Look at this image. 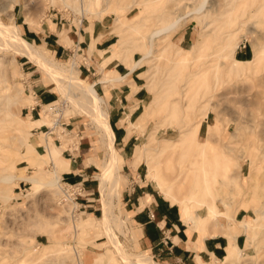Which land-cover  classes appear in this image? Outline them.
<instances>
[{"label": "rangeland", "instance_id": "1", "mask_svg": "<svg viewBox=\"0 0 264 264\" xmlns=\"http://www.w3.org/2000/svg\"><path fill=\"white\" fill-rule=\"evenodd\" d=\"M100 5L108 6L103 17L84 14L78 1L0 0V22L17 26L43 58L64 71L74 63L80 80L93 86L102 100L101 112L108 113L119 161L109 238L99 185L107 137L36 64L0 45V264H122L111 240L128 257L150 258L137 246L129 210L144 194L172 205L163 195L169 184L159 173L172 179L174 190L179 182L193 184L195 197L174 204L183 218L182 209L207 214V221L219 215L227 229L228 223L235 225L232 219L244 222L248 229L238 233V252L222 264H264V0H101ZM102 19L109 48L99 61L91 46L74 49L71 31ZM48 27L55 35L44 38L42 30ZM65 36L67 42H59ZM56 43L66 49L57 51ZM110 60L130 70L138 63L139 73L138 78L133 75L135 85L129 82L126 108L114 116L109 115L108 90L129 77L103 75L100 67ZM81 64L96 70L87 72ZM119 78L103 84V93L94 85L97 79ZM139 88L144 99L134 110L137 105L130 102ZM47 104L56 111L49 112ZM144 112L155 116L139 126ZM113 121L122 127V141ZM147 138L170 145L164 155L171 156L161 159L156 172L149 170L148 157L138 153ZM198 142L209 147L204 158L193 155L201 147ZM70 161L85 168L83 183L91 192L85 194L78 182L83 191L75 219L63 194L66 175L52 181L57 166L67 167ZM17 176L23 180L14 182Z\"/></svg>", "mask_w": 264, "mask_h": 264}, {"label": "crops", "instance_id": "2", "mask_svg": "<svg viewBox=\"0 0 264 264\" xmlns=\"http://www.w3.org/2000/svg\"><path fill=\"white\" fill-rule=\"evenodd\" d=\"M103 20L104 19L83 22L78 28H74L71 31L73 32L74 37L73 47H75L74 49L77 52L80 50L82 51L81 44H84L85 50H88L91 46L93 53L98 57L99 61L101 55H107L109 42H107V38H103V36H105V34H103ZM29 32L34 36H37V33ZM42 32L46 33H44V38H48L50 35H55L52 33V30H49V27L43 29ZM98 37H100V40H96ZM67 39L66 36L62 37V41L59 40V42L66 43ZM56 44L57 51L62 52L66 49L61 44ZM57 51H54V53ZM104 62L105 61L102 63ZM112 63L113 65H111L110 68H106ZM107 64H105L104 67L102 66L103 69L100 67V70L103 71V75L108 71L114 72L118 76H123L124 78L129 77L127 83L122 84L117 88L111 87L108 90V104H110L109 115L114 116L127 106L126 98L130 91L129 82L134 85L136 84L133 75L137 72V68L134 67L130 70V67L127 68L123 66V64L117 60H110ZM81 67L87 72L96 70L95 65L85 66L84 64H81ZM138 74L139 73H136L134 76L138 78ZM103 84L104 83H101L98 79L94 83L102 93ZM140 92H142L141 88L135 91L132 96L133 98L135 97V100L134 102L131 101L130 105H137L134 110L138 108L144 99L143 95L139 96V94L144 93ZM34 93L37 102H42L41 97L37 95L36 91ZM127 108L130 107L128 106ZM28 109V113L32 118L34 112L31 111L32 108ZM35 110L36 109H34V111ZM113 122L115 132L117 131L116 134L122 141L125 137V134L120 135V128L122 127L118 126L117 122L119 121ZM126 144L127 141L122 143V146H125ZM120 162H122V159H120ZM73 163V161H70L67 167L59 164V168H67V171H61L60 175H66L69 180L68 183L70 184L82 182L85 194L90 195L91 192L86 189L85 184L83 183V181H86L85 168H75ZM85 199L86 201L92 200L89 198ZM88 206L90 205H87V207ZM129 211L133 212L132 220L134 228L137 230V246L147 253L151 259L154 258L160 264H222L232 257L233 251L239 247L238 239L242 234L238 233L239 231H244V222L236 223L235 220L232 219L235 225H229L228 219L225 217L229 226L227 229L218 222L219 215H217V218L213 221H207V214L201 217L196 212L195 215H191L182 209L184 218H186L185 220L182 217L179 206L177 209L174 204L171 205L170 203L167 204L162 202L151 194H144L136 197L135 202ZM234 226H236L238 230L236 229V231L234 230L233 232L232 230Z\"/></svg>", "mask_w": 264, "mask_h": 264}, {"label": "bare ground", "instance_id": "3", "mask_svg": "<svg viewBox=\"0 0 264 264\" xmlns=\"http://www.w3.org/2000/svg\"><path fill=\"white\" fill-rule=\"evenodd\" d=\"M70 1H74V2L78 1L79 5L82 7V11L84 12V14H88V15L97 14L99 17H103V15H106V13L108 12V6L107 5L106 6L100 5L101 0H89L88 2L85 0H70ZM105 1H108V0H105ZM95 10H97V11L95 12ZM0 45H3L4 47H5V45L8 46V48L14 50L17 54L25 57L27 60H30L31 62L36 64L40 68V70H42L50 79H52L53 81H55L57 83L58 90L63 92L64 95L66 96V98L68 97L76 107H78L80 110H82L93 121V123H95L97 125V128L100 131H102L104 133V135L107 137V140H108V143L106 144L107 148H108L107 161L104 160L105 162L101 164V167L103 168L104 172H103V177L100 179L99 185H100V193L102 195V203H103L102 215H103V221L105 224V225L103 224V226H105V228H106L108 237L111 238L109 233H108V229H109L108 227L110 226V225L108 226V222L110 221V219H112L111 197L113 196V192H114L115 188L117 187L116 186L117 185L116 184L117 183L116 182L117 176H113V175H114V173H116V171L119 168V161L116 160V150L114 148L115 138H114V133L111 130L110 124L108 122V113L101 112V110L99 108V104L101 103L102 100L96 94V91L94 90L93 86H90V85L86 84L85 82L83 83L80 80V78L78 77V75L74 69V65H75L74 63L70 69L64 71L61 68V66L59 67L54 61L46 60L45 58H43L39 54L40 51H38L37 48H35L31 43H29L26 39H24L21 36L20 31H19L17 26H11L10 27V26H6L2 22H0ZM136 65H138V63L137 64L135 63L133 68ZM121 79L122 78H119L118 80H114V79L106 80L103 83L106 84V83H111V82L112 83L119 82ZM0 105H1V103H0ZM2 106H0V107H2ZM9 106L10 105H8V107ZM154 116H155V113H153V112L152 113L144 112V114L141 117V120L139 121V123H140L139 126L147 125V123L150 120H153ZM175 126H177V125H175ZM151 136H152V134H151ZM100 137H101V139H103L102 136H100ZM147 139H149V138H147ZM197 144L200 145L201 147L200 148L198 147V149L194 151L193 155L197 158L198 157L204 158L205 157L204 151L206 149H208L209 147L206 145V143L202 144V143L198 142ZM141 147H142V150L138 153L139 154L141 153L145 157H148L147 158V165H149L150 171L156 172V169L159 168L158 163L162 162L161 159L163 158V160H164V159H166V156H171V155H166V154L164 155V153L170 147V145H167V140L157 141L154 138H150L148 143L141 145ZM171 147L173 148L174 146H171ZM150 152H152L153 155ZM149 157H152V158L157 157L158 160L157 161L155 160L154 161L155 163H153V160L150 159ZM159 160H161V161H159ZM134 165H136V164H134ZM61 171H67V168L63 167V169H61V168H59V165L57 166V171H55V173H54L55 177L52 180L54 183L59 182V175H60ZM158 176L160 178H162L166 183L169 184L168 190H165L163 192V195L166 198V200L172 202V204H176L178 201H181V200H179L180 198H185L186 200H190V199L195 197L196 192L193 193V191H192L193 184H188V186H187V185H185L184 182H179L177 189L174 190L172 179L168 178L167 174H160L159 173ZM203 178H205V177H203ZM154 179H157V177ZM20 180H23L20 176L13 178L14 182L15 181L17 182ZM25 180H27L28 182H32V183L33 182L39 183L37 181V179H35V178H33V179L28 178ZM48 185L51 186L50 184H48ZM183 188H187V192L180 195L178 192H180ZM176 195H178V196H176ZM211 215H213V214H211ZM246 228L247 227H245V229ZM244 233H245V231H244ZM111 243L113 244L114 248L117 250L116 252L121 257V263L122 264H133L134 262L137 264H155L153 261L150 260L149 257L144 256V255L143 256H137V257L136 256H134V257L129 256L128 257V255L123 254V252L121 251V248L119 247L117 241L115 243L114 240H111ZM234 252H238V251L234 250ZM234 252H233V255H235ZM233 255H232V258H233Z\"/></svg>", "mask_w": 264, "mask_h": 264}, {"label": "built area", "instance_id": "4", "mask_svg": "<svg viewBox=\"0 0 264 264\" xmlns=\"http://www.w3.org/2000/svg\"><path fill=\"white\" fill-rule=\"evenodd\" d=\"M34 95V92L32 93ZM48 105V111L53 112L56 111V106H53L52 104ZM34 107H32L33 109ZM63 180V178H62ZM63 194H65L66 199H69V201L72 203L73 208L69 211L71 213V218L75 219V212L78 211L81 207L80 203H78V197L81 196V191H83L82 185L80 183L78 184H68L63 183Z\"/></svg>", "mask_w": 264, "mask_h": 264}]
</instances>
